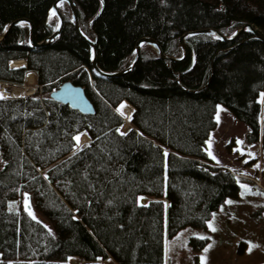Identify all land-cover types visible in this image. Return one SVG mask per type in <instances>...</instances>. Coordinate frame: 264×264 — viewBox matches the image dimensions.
Masks as SVG:
<instances>
[{
	"label": "trees",
	"instance_id": "trees-1",
	"mask_svg": "<svg viewBox=\"0 0 264 264\" xmlns=\"http://www.w3.org/2000/svg\"><path fill=\"white\" fill-rule=\"evenodd\" d=\"M54 2L0 0V33L28 17L36 38L44 39L57 23ZM75 2L106 71L128 66L144 35L179 57V37L188 30L213 27L230 35L252 22L264 32V0ZM65 7V23L50 43L33 46L29 26L20 24L0 43V80L23 85L34 72L41 85L31 94L0 98V264L73 258L100 264L108 257L116 264H165L166 224L169 236L187 225L205 226L242 189L232 169L209 162L218 103L249 126L246 144L260 142L264 153V41L249 29L233 39L196 33L186 38L188 55L176 60L145 44L130 72L102 76L67 1ZM15 59L27 65L12 67ZM67 79L85 88L94 113L51 97ZM131 115L133 127L118 132ZM82 132L89 141L77 147L74 137ZM26 195L30 206L10 207ZM192 241L200 251L207 240ZM194 264H201L198 254Z\"/></svg>",
	"mask_w": 264,
	"mask_h": 264
},
{
	"label": "rangeland",
	"instance_id": "rangeland-1",
	"mask_svg": "<svg viewBox=\"0 0 264 264\" xmlns=\"http://www.w3.org/2000/svg\"><path fill=\"white\" fill-rule=\"evenodd\" d=\"M59 7L65 11V1H60ZM22 62L11 64L19 65ZM28 77L32 79L33 75L29 73ZM28 79L26 78L23 85L18 84L8 92L24 93L25 86L30 85ZM2 95L10 96L9 93ZM260 98L262 100V96ZM215 115L217 124L207 140V151L208 153L210 151L216 159L209 162L215 166L232 169L238 176L242 189L238 196L227 197L214 210L205 226L187 225L173 236H169L166 224L165 264H194L197 254L201 264H262L264 262V153L260 142L246 144L245 135L249 126L238 119L228 107L218 103ZM131 127H133L131 119H125L120 131ZM81 134L86 139L82 144L87 143L88 135L84 132ZM141 198L142 202L149 199L148 196ZM165 202L167 203L168 200ZM22 203L29 205L30 198L26 200V196H23L14 199L10 202V207L18 209ZM209 224L215 227L216 231H212ZM201 236L207 237V241L203 248L197 251L192 238ZM209 245L212 247L205 252L204 249ZM249 248L252 249L251 252L248 251ZM83 262V259L73 258L66 264H83ZM100 264L116 263L108 257L100 260Z\"/></svg>",
	"mask_w": 264,
	"mask_h": 264
},
{
	"label": "water",
	"instance_id": "water-1",
	"mask_svg": "<svg viewBox=\"0 0 264 264\" xmlns=\"http://www.w3.org/2000/svg\"><path fill=\"white\" fill-rule=\"evenodd\" d=\"M60 1H62V0H55V2L52 5V10H55V12L58 16L57 24H56L54 30L52 31V33L47 35L44 39L38 40L36 38L37 26L31 18L20 17V18H17L15 20L11 21L10 23H8L6 25V27L0 33V43L2 42L4 37L7 35L9 30L12 28V26L17 25V24L29 26V38H30V43L33 46H43V45H46V44L50 43L51 41H53L56 38V36L60 33V31H61V29L65 23V13L59 7ZM63 1H67L70 5L72 20L76 26L77 31L79 32V34L84 39H86V41L92 47V51H93L92 65H93L94 71L97 74L102 75V76H118V75H123V74L130 72L137 65L139 59L141 58L142 50H143V47L145 46V44L152 45L154 48H156V50L158 51L161 58H164L166 60H176V59L186 57L188 55L189 47H188V44L186 42V38L188 36H191V35L196 34V33H209V34H213V35L220 37V38L233 39V38L237 37V35L242 30L250 29L258 38H260L264 41V32L262 30H260L252 22H246L242 26L238 27L230 35L220 32L217 28L202 27V28H198V29L185 31L183 34L180 35L179 40H180V44H181L182 49H183V54L181 56L177 57V56L166 54L164 52L162 46L159 44V42L157 41V39L155 37H153L151 35H144L137 40L136 46H135V56L128 66H126L120 70L106 71V70L101 69L99 64H98L97 40L90 38L81 28L79 14H78V7H77L75 0H63ZM10 65L12 67L26 66L27 61L24 59V62H22V64H19V65H13L10 62ZM12 88H14V86L7 84L4 87V90L8 92ZM8 93L10 94V96L23 95L22 93L21 94H13L12 92H8ZM50 95L54 99L61 101V102H64V103H68L72 107L77 108L82 112H85V113H94L95 112V106H94L93 102L91 101V99L89 98V96L87 95L85 88L82 85L76 84L69 79L64 80L58 87L54 88L51 91ZM117 106L118 105H116L114 107L116 110H117ZM124 119H125V117H124ZM131 119H132V115H131ZM81 145H82V143H78V147ZM26 200H29L28 195H26ZM28 206H30V205H28Z\"/></svg>",
	"mask_w": 264,
	"mask_h": 264
},
{
	"label": "snow or ice",
	"instance_id": "snow-or-ice-1",
	"mask_svg": "<svg viewBox=\"0 0 264 264\" xmlns=\"http://www.w3.org/2000/svg\"><path fill=\"white\" fill-rule=\"evenodd\" d=\"M52 15H53V16L56 15L55 10H53ZM249 30H250V29H249ZM261 96H262V101H261V102H264V94H261ZM0 98H3V97H2V94H0ZM124 107H125V105H121V108L118 109V111H121V114H122V115H123V111H122V109H123ZM129 119H131V117H129ZM217 119H218V117H217ZM117 131L119 132L120 130L117 129ZM120 134H121V135H127V133H124V132H120ZM74 139H75L77 142H79V141H80V136L77 135V136L74 137ZM238 143H240V142L238 141ZM209 144H210V142H209ZM164 155L167 156L168 153L165 151ZM209 155L212 156V159H213V160L216 159V157H215L214 155H212V153H211L210 151H209ZM245 162H247V161H245ZM257 167H258V166H257ZM245 187H246V186H245ZM141 199H142V198H141ZM228 203H232V202H231V201H228ZM26 207H27V205H26ZM29 214L32 215L31 212H29ZM33 219H35V216H34V215H33ZM209 227L212 229V231H216L215 227H213L211 224H209ZM199 238H200V239H207V237H203V236H201V237H199ZM211 247H212V246L209 245L208 248H205V249H204V251L207 252L208 249L211 248ZM251 250H252L251 248L248 249L249 252H251ZM201 259H202V261H203L204 258L202 257Z\"/></svg>",
	"mask_w": 264,
	"mask_h": 264
},
{
	"label": "built area",
	"instance_id": "built-area-1",
	"mask_svg": "<svg viewBox=\"0 0 264 264\" xmlns=\"http://www.w3.org/2000/svg\"><path fill=\"white\" fill-rule=\"evenodd\" d=\"M30 85H26L25 86V94H31V93H34L37 91V89L41 88V85H37L34 83V80H30ZM7 84H11L12 86H18L16 83H10V82H7V81H3V80H0V92L1 91H4V87L7 85ZM6 94V92H4V95ZM84 261V260H83Z\"/></svg>",
	"mask_w": 264,
	"mask_h": 264
},
{
	"label": "bare ground",
	"instance_id": "bare-ground-1",
	"mask_svg": "<svg viewBox=\"0 0 264 264\" xmlns=\"http://www.w3.org/2000/svg\"><path fill=\"white\" fill-rule=\"evenodd\" d=\"M23 60H21V59H15V60H12V61H10L11 63H13V64H16V63H21ZM80 136V141L81 140H83V135L81 134V135H79ZM79 141V142H80Z\"/></svg>",
	"mask_w": 264,
	"mask_h": 264
},
{
	"label": "crops",
	"instance_id": "crops-1",
	"mask_svg": "<svg viewBox=\"0 0 264 264\" xmlns=\"http://www.w3.org/2000/svg\"><path fill=\"white\" fill-rule=\"evenodd\" d=\"M29 73H31V74L33 75V78H35V74H34V72H28V73H27V77H28V74H29Z\"/></svg>",
	"mask_w": 264,
	"mask_h": 264
}]
</instances>
